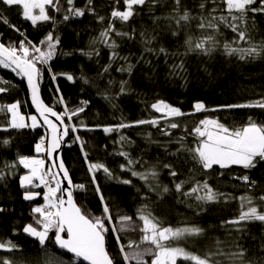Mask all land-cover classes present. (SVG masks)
I'll return each instance as SVG.
<instances>
[{
	"label": "trees",
	"instance_id": "16d2710c",
	"mask_svg": "<svg viewBox=\"0 0 264 264\" xmlns=\"http://www.w3.org/2000/svg\"><path fill=\"white\" fill-rule=\"evenodd\" d=\"M201 2L205 3L204 10L199 7ZM86 5L87 0H74L77 8ZM123 6V0H119V4L117 0H93L94 13L86 12L83 16L64 20L69 5L67 0H60V11L48 9L52 19L33 25L23 18L21 8L0 3V43L18 48L20 41H26L25 46H29L27 42L30 41L31 45L47 52L46 37L49 33L54 37L52 43L56 46L52 58L46 64L36 61L44 104L57 113L84 108L71 121L64 117L77 130L69 134L62 161L72 185L85 186L83 189L73 187L75 203L93 216H102L104 204L100 195H103L112 216V222H106V249L116 264H124L117 236L124 245L129 241L139 243L142 222L138 219V209L145 206L164 227L198 226L203 229L201 235L174 241L173 246L184 247L201 256L213 253L214 264H240L232 254L243 248L244 264H264V222L226 223L247 210L248 205L242 197L251 198L252 206L264 213V201L260 199L264 196V161L258 160L256 166L249 169L240 165L222 169L214 165L205 170L188 151L197 143L192 129L202 119L218 120L230 129L247 125L249 118L264 125V108L227 107L264 100V53L241 60L238 55H227L223 47L226 42L241 48L250 44L264 45V12L249 11L243 21H230L247 32L250 44L237 43V34L221 23L215 34L218 45L205 55L199 51L189 52L185 40L191 36L195 41L211 33V30L202 32L197 24L200 16H206L213 8L217 9L216 16L228 15L221 10L222 0H181V14L186 9L196 17L186 24L182 22L181 27L168 18L175 15L174 0H158L155 4L149 0L146 5L136 7V15L127 23L115 21L118 31L132 35L129 38L111 34L118 45L115 50L121 57L111 60L112 50L101 42L100 33L107 28L113 7L123 10ZM250 7L259 8V0ZM99 16L105 18L103 22L98 21ZM3 18L9 23H4ZM146 39L151 43L146 44ZM160 48L166 52L160 53ZM29 51L30 55H39L31 47ZM181 63L183 69L176 67ZM129 64L133 65L131 72L118 71ZM106 67L108 71L105 72ZM65 74L74 79L69 81ZM0 87L6 89L0 92V107L18 102L22 112L32 113L26 85L12 68L0 65ZM84 101L86 105L82 104ZM158 101L188 114L194 112L193 105L197 102L204 104L207 110L174 118L172 122L179 125L174 129L163 119L158 126L136 124V121L161 116L151 107ZM121 123L132 126L107 134L103 131L105 126ZM162 130L170 134L164 135ZM41 138H45L41 126L12 129L8 112L0 110V173L4 174L0 179V241H11L17 246L13 251L0 250V258H8L13 264H46L49 256H55L64 264H71L73 259L57 249L54 231L49 233L52 239L46 241V248L23 231L29 224L40 229L41 226L35 224L39 214L32 209L42 206L43 199L41 194L36 200L24 199L25 189L20 186V177L27 172L18 164V158L38 156L36 144ZM120 152L127 153L134 163L129 166ZM14 163L17 164L15 168L6 167ZM89 163L105 165L112 177L102 169L90 173ZM121 165L131 170H122ZM164 165H171L178 175L172 177ZM153 168L158 173L156 178L149 176L145 181L132 175V171L148 173ZM244 176L249 177L248 183L243 181ZM124 180L130 183L125 184ZM180 181L185 183L182 191L177 192L175 184ZM197 182L200 185L207 182L218 194L217 198L198 201L195 195L185 196L184 193L197 186ZM97 185L100 194L96 191ZM164 187L168 188L167 192L163 191ZM199 194L204 195V192ZM124 215L132 217V227L120 231L118 220ZM148 247L150 245L143 244L139 250ZM152 258L145 255V264H151ZM178 264L191 262L180 260Z\"/></svg>",
	"mask_w": 264,
	"mask_h": 264
},
{
	"label": "snow or ice",
	"instance_id": "6c2138e0",
	"mask_svg": "<svg viewBox=\"0 0 264 264\" xmlns=\"http://www.w3.org/2000/svg\"><path fill=\"white\" fill-rule=\"evenodd\" d=\"M92 2L93 0H87V5L84 8H77L74 6V0H67L69 7L66 11L68 14L64 16V20H68L70 16H83L86 12L94 13ZM148 2L149 0H123V10H120L119 7H113L108 26L100 33L101 42L105 43L107 47L112 50L110 56L111 60L121 58L115 50L118 45L116 41L112 39L111 34L115 33L116 36L129 38H131L132 35L130 33L118 31L115 27V21L119 20L123 23H127L136 15V7L144 6ZM174 2L175 7L173 12L175 15L168 18L175 20L178 27L182 26V22L186 24L191 20L196 19V17H193L186 9L181 14V0H174ZM0 3L9 7L17 6L21 8L23 18L30 21L33 25H36L39 21H48L52 19L48 12L49 8L54 9L55 11L61 10L60 0H0ZM152 3H158V0H152ZM255 3H257V0H222L223 8L221 10L227 12L228 15H214L217 11L216 8H213L211 12H208L206 16L201 15L197 28L202 32H208V30H211V33L203 35L195 41L189 36L185 40L187 50L189 52L199 51L205 55L213 52L218 45V40L215 34L219 32L221 23L226 24L237 34V43L244 41L250 44L247 32L245 30H240L235 23H231L230 21H243L249 11L264 12V0H259V8L250 7ZM117 4H119V0H117ZM199 7L201 10H204L205 3L201 2ZM237 13L239 15H237ZM97 19L98 21L103 22L105 18L99 16ZM3 22L6 24L9 23L6 18H3ZM9 26L15 27L10 24ZM16 30L18 31V29ZM173 34L175 35L176 33L174 32ZM141 35L143 36L144 34L141 33ZM53 39L54 37L49 33L46 37L48 46L47 52L42 51L39 47L31 45L30 41L27 42L29 46H25L26 41H20L18 48L5 46L3 43H0V65H3L5 68L14 66V71H18V74L27 78L33 104L35 105L39 116L43 119L44 124H46L51 131L52 135L50 140L45 141L44 138H41L40 142L36 144V152H44L49 159L52 158L55 150L60 147L61 141L63 140V137L68 134L70 127V125H65L61 132L58 125L49 117H55L56 121H59L61 125H64L65 116L71 121L73 116H77L84 110L83 107H79L73 110L65 109L64 113H57L52 108L45 106L39 98L38 79L40 70L36 66V61L38 60L40 63L46 64L48 60L52 58L56 46L52 43ZM56 39L58 42V38ZM41 43L43 44L45 41H42ZM145 43H151V40L146 39ZM29 47L32 48L33 52L39 53V55H30ZM223 47L227 55H238L241 60L255 58L264 53V45L255 46L250 44L247 48H241L233 47L231 43L226 42ZM148 51H152V49H148ZM159 52L165 53L166 50L160 48ZM122 59L127 60V57H122ZM132 67L133 65L129 64L126 69L121 68L118 69V71L131 72ZM176 67L183 69L184 65L181 63ZM104 71H108V68L106 67ZM65 75L69 81L74 79L70 74ZM55 79L56 76L53 75V80ZM4 91H6V89L0 87V92ZM60 102L63 103L62 97ZM82 104L86 105L87 102L84 101ZM151 107L156 112L161 113V116L151 120L136 121V124H151L153 126H158L160 120L163 119L169 122V128L174 129L179 127L178 123L172 122L174 118L207 110L201 102H197L193 105L194 112L191 114L183 113L179 108L168 105L164 101H158ZM227 107L264 108V100L245 105H228ZM4 109L11 114V127L23 128L28 126L24 123V117L21 116L18 111L17 103L0 107V110ZM30 119L32 121L31 126L37 127V117L32 116ZM130 126L132 125L121 123L118 126H105L103 131L107 134L113 131H118L120 128ZM71 130L75 132L77 129L71 127ZM162 131L164 132V135L170 134L166 130ZM192 133L197 138V143L194 147L189 148L188 151L192 154V159L199 163L205 170L212 169L214 165H218L222 169L229 168L232 165H240L245 169H249L255 167L258 160L264 161V125H258L252 121L251 118H249L247 125L231 129L220 123L218 120L205 118L200 120L199 124L192 129ZM76 139L79 140L80 138L77 136ZM121 139L123 140L124 137H121ZM182 139L183 137L181 140ZM4 143L7 144L8 142L4 141ZM119 155L125 157L129 166L134 163V161L128 157L127 153L120 152ZM18 164L28 170L26 175L20 177V186L25 189V200L31 201L40 195L38 192L29 191V187L38 188L43 185L46 189L43 194V199L45 201L44 205L32 209L33 213L39 214V218L35 220V224L40 225V229L29 224L24 227L23 231L28 235L37 238L42 248H46V241L52 239V237L49 236V233L54 231L55 245L59 249L72 254L74 259L71 264H77V262H79V264H83V262H87V264H116L115 259L109 254L105 246V233L108 231L106 222L111 223L112 216L108 205L104 203L103 195H100L101 202L104 204L103 215L93 216L90 213L85 212L81 207H78L74 202L73 193L70 189L73 187L83 189L85 186L72 185L68 170L65 168L63 161H60L58 165L53 163L47 171H45V161L39 158L21 156L18 158ZM16 166L17 164L15 163L12 165H6V167L11 168H15ZM164 167L169 169V174L172 177L178 175V173L172 169L171 165H164ZM52 168H57L58 171L53 172ZM121 168L122 170H131L130 168H126L125 165H121ZM101 169L109 176V178L112 177V173L105 165L101 163H89L90 173H94V171H99ZM60 172L63 173L62 179L68 182V188L61 187V178L59 177ZM3 175V173H0V179L3 178ZM132 175L140 176L141 179L147 181L149 176L156 178L158 173L153 168L148 173L132 171ZM242 179L245 183L249 182L248 176H244ZM36 180H39V184L34 183ZM95 182V175L93 174V183ZM122 182L125 184L130 183L128 180ZM184 183V181H180L175 184L177 192L182 191ZM96 191L100 194V188L98 185ZM163 191L167 192L168 188L164 187ZM201 191L204 192V195L199 194ZM65 193H67V199L64 198ZM184 195H195V198L198 201H214L218 194L209 187L207 182L203 185H200L199 182H197V186L191 188L189 192H185ZM241 199L248 205L247 210H242L237 219L226 223L239 225L244 221L264 222V213L258 211L256 206H252L251 198L242 197ZM260 199L264 201V196ZM0 211H2V209H0ZM138 219L142 222V226L139 227V231L142 233L139 243L136 241H129L127 245H124L120 243V237L117 236V243L120 244V253L124 264H130L131 261H135L136 264H145L143 259L145 255H151L153 257L151 264H178V261L180 260L189 261L191 264H214L212 257L215 254L213 253L201 256L197 253L188 251L184 247L173 246L174 241H180L187 237L201 235L203 233L202 228L198 226H185L182 228L164 227L150 212L146 211V206L138 209ZM118 223L121 225L120 231H125L128 227H132V217L127 215L121 216L119 217ZM133 230H135V228H133ZM112 231L116 232V229L113 228ZM143 244H148L150 247L139 250ZM16 247L17 246L11 241H8L7 243L0 241V250L13 251ZM126 248L133 249V251L128 252L125 250ZM232 255L240 261V264H244L245 250L243 248ZM0 264H13V262L8 258H0ZM46 264H64V262L55 256H49L46 260ZM249 264H251V262H249Z\"/></svg>",
	"mask_w": 264,
	"mask_h": 264
},
{
	"label": "water",
	"instance_id": "95a60500",
	"mask_svg": "<svg viewBox=\"0 0 264 264\" xmlns=\"http://www.w3.org/2000/svg\"><path fill=\"white\" fill-rule=\"evenodd\" d=\"M13 67L14 66H12L10 68L13 69ZM15 72L18 74V71H15ZM18 75L22 79V81H24V83L26 85V88H27V91H28L29 104H30V108L32 110V114L37 117V120L39 121L43 131L46 133V140L48 141V140L51 139V135L52 134H51L50 129H48V126L46 124H44L43 119L39 116V113L37 112V109H36L35 105L33 104L32 96H31V90L28 87L27 78L24 77L23 75H20V74H18ZM39 98H40L41 102L44 104V102L42 101L41 96H40V90H39ZM45 106H47V105H45ZM49 118L58 125V127L60 128V130L62 132L65 124L61 125L59 121L55 120V117H51L50 116ZM68 139H69L68 134L63 137V140L61 141L60 147L55 150V152L53 153V156H52L51 159H49L46 156V161H47L49 167H51L53 165V163L58 165L60 163V161H62V153H63V150H64V148H65V146H66V144L68 142ZM52 171L53 172H57L58 169L57 168H52ZM59 177L61 178V187L62 188H68L69 187L68 182L66 180L62 179V177H63V173L62 172L59 173ZM70 190L73 193V200H74V189L71 188ZM64 198L67 199V193L64 194ZM105 246H106V242H105ZM57 249L60 250L62 253L68 255L70 258L74 259L71 253H67L65 250H61L58 247H57ZM83 264H87V262H83Z\"/></svg>",
	"mask_w": 264,
	"mask_h": 264
},
{
	"label": "rangeland",
	"instance_id": "374dc122",
	"mask_svg": "<svg viewBox=\"0 0 264 264\" xmlns=\"http://www.w3.org/2000/svg\"><path fill=\"white\" fill-rule=\"evenodd\" d=\"M37 12H38V10H37ZM15 103H17L18 104V111H19V113H20V115L21 116H23L24 117V123H26L28 126L27 127H23V128H13V127H11L10 126V128H12V129H25V128H38V127H40L41 125H40V123H39V121H38V126L37 127H32L31 125H32V121H31V119H30V117H32V116H34L32 113H25V112H22L21 111V109H20V105H19V103L18 102H15ZM13 104V103H12ZM9 114V125H10V121H11V114L10 113H8ZM65 118H67V116H65ZM68 119V118H67ZM69 123V122H68ZM70 125V124H69ZM71 125H70V130H71ZM72 131V130H71ZM73 132V131H72ZM45 133V132H44ZM45 135H46V133H45ZM31 158H39V159H43L44 161H45V171H47L48 170V168H49V165H48V163H47V161H46V155H45V153L44 152H41V153H38V156H36V157H31ZM21 167L23 168V166L21 165ZM26 170V172H28V170L27 169H25ZM27 174V173H26ZM25 174V175H26ZM34 183H36V184H39V180H36V181H34ZM29 190L31 191V190H34V192H38V193H40L41 194V198L43 199V194H44V192L46 191V189L44 188V186L43 185H41L40 187H38V188H35V189H32L31 187H29ZM39 190V191H38ZM40 196V195H39ZM39 196H37L34 200H36ZM44 203H45V201H44V199H43V203H42V205H44ZM27 234V233H26ZM28 235V234H27ZM30 236V235H29ZM30 237H32V238H35V237H33V236H30ZM37 239V238H36Z\"/></svg>",
	"mask_w": 264,
	"mask_h": 264
},
{
	"label": "built area",
	"instance_id": "2783aa9c",
	"mask_svg": "<svg viewBox=\"0 0 264 264\" xmlns=\"http://www.w3.org/2000/svg\"><path fill=\"white\" fill-rule=\"evenodd\" d=\"M69 130H70V127H69ZM72 131L70 130V133H71ZM40 142V141H39ZM53 186H54V184H53Z\"/></svg>",
	"mask_w": 264,
	"mask_h": 264
},
{
	"label": "bare ground",
	"instance_id": "6f19581e",
	"mask_svg": "<svg viewBox=\"0 0 264 264\" xmlns=\"http://www.w3.org/2000/svg\"><path fill=\"white\" fill-rule=\"evenodd\" d=\"M79 263V262H78Z\"/></svg>",
	"mask_w": 264,
	"mask_h": 264
}]
</instances>
